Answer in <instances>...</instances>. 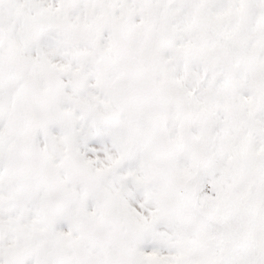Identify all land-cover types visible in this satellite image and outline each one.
<instances>
[{"label":"snow or ice","instance_id":"6c2138e0","mask_svg":"<svg viewBox=\"0 0 264 264\" xmlns=\"http://www.w3.org/2000/svg\"><path fill=\"white\" fill-rule=\"evenodd\" d=\"M0 264H264V0H0Z\"/></svg>","mask_w":264,"mask_h":264}]
</instances>
